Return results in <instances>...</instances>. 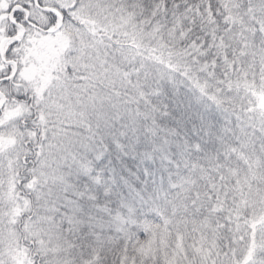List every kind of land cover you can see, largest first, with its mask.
<instances>
[{
    "label": "snow or ice",
    "instance_id": "obj_1",
    "mask_svg": "<svg viewBox=\"0 0 264 264\" xmlns=\"http://www.w3.org/2000/svg\"><path fill=\"white\" fill-rule=\"evenodd\" d=\"M0 264H264V0H0Z\"/></svg>",
    "mask_w": 264,
    "mask_h": 264
}]
</instances>
